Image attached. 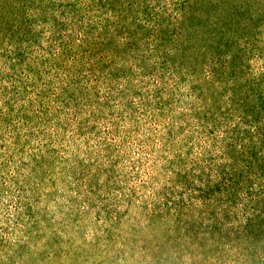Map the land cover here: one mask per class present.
<instances>
[{
	"label": "trees",
	"instance_id": "trees-1",
	"mask_svg": "<svg viewBox=\"0 0 264 264\" xmlns=\"http://www.w3.org/2000/svg\"><path fill=\"white\" fill-rule=\"evenodd\" d=\"M264 0H0V264H263Z\"/></svg>",
	"mask_w": 264,
	"mask_h": 264
},
{
	"label": "rangeland",
	"instance_id": "rangeland-1",
	"mask_svg": "<svg viewBox=\"0 0 264 264\" xmlns=\"http://www.w3.org/2000/svg\"><path fill=\"white\" fill-rule=\"evenodd\" d=\"M262 8H264V3H263V6H262ZM264 10V9H263ZM258 39L257 40H259V43L262 45H264V27L262 28V30H261V32L259 33V35H258V37H257ZM263 166H264V164H263ZM263 178H264V169H263ZM263 187H264V179H263ZM263 199H264V197H263ZM264 220V219H263ZM259 244H260V247H261V249H262V259H263V264H264V221H263V226H262V228H261V239H260V242H259Z\"/></svg>",
	"mask_w": 264,
	"mask_h": 264
}]
</instances>
